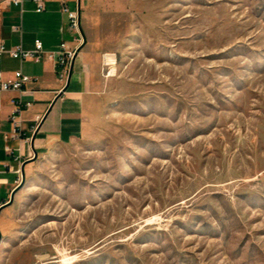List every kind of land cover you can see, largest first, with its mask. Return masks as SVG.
I'll return each instance as SVG.
<instances>
[{
	"label": "rangeland",
	"instance_id": "374dc122",
	"mask_svg": "<svg viewBox=\"0 0 264 264\" xmlns=\"http://www.w3.org/2000/svg\"><path fill=\"white\" fill-rule=\"evenodd\" d=\"M76 1L100 91L19 172L18 263L264 264V0Z\"/></svg>",
	"mask_w": 264,
	"mask_h": 264
},
{
	"label": "crops",
	"instance_id": "0c3cea01",
	"mask_svg": "<svg viewBox=\"0 0 264 264\" xmlns=\"http://www.w3.org/2000/svg\"><path fill=\"white\" fill-rule=\"evenodd\" d=\"M71 9L77 8L76 0H64ZM20 30L16 31L15 28ZM78 34L71 30L68 17L62 12L59 0H47V10L38 14L30 0L23 11L9 0H0V41L9 47L22 44L25 50H33L40 39L47 52H54L62 42L71 49L78 48L73 71L68 84L59 80L55 63L44 59L40 63L18 60L5 56L0 60V73L5 79L22 72L33 78L25 93L0 94V264H19L14 251L9 249L10 229L13 224L11 199L19 186V173L25 172L51 143L77 137L85 128L86 107L99 93L100 55L87 42L79 44ZM20 98L32 104L21 115L23 129L28 137L31 127L37 130L29 141L6 139L13 135L9 122L13 110L11 100ZM10 148L13 154L7 152Z\"/></svg>",
	"mask_w": 264,
	"mask_h": 264
},
{
	"label": "built area",
	"instance_id": "2783aa9c",
	"mask_svg": "<svg viewBox=\"0 0 264 264\" xmlns=\"http://www.w3.org/2000/svg\"><path fill=\"white\" fill-rule=\"evenodd\" d=\"M62 4V12L65 13L69 20V25L72 31L78 34L76 41L81 45L84 43V38L81 33V13L79 12V4L77 2V8L71 9L69 4L64 0H59ZM11 4L16 7L21 8L23 11L26 0H9ZM34 6V12L41 14L47 10V0H30ZM16 31H19L20 28L16 27ZM78 48L71 49L68 47L66 42H62L59 45V48L54 52H47L44 49V44L40 39L35 40L33 50H25L22 44H19L15 47H9L3 41H0V60L5 56H9L12 59L18 60L21 63L32 60L36 63L42 62L44 59H51L55 63L56 74L60 81L65 84H68L72 71L74 62L77 57ZM104 60L107 62L109 58L106 56ZM34 82V79L25 75L22 70H19L14 73V76L9 79H5L0 73V94L2 93H25L26 87ZM11 106L13 110L9 117V122L13 129L12 136H6V139H18L20 141H29L32 139V136L35 134L37 128L31 127L29 132L31 136L28 137L25 130L23 129V123L21 120V115L24 111L31 109L32 104L30 102L23 101L20 98H14L11 100ZM7 152L13 154V151L10 148H6ZM20 171H18L19 173Z\"/></svg>",
	"mask_w": 264,
	"mask_h": 264
},
{
	"label": "bare ground",
	"instance_id": "6f19581e",
	"mask_svg": "<svg viewBox=\"0 0 264 264\" xmlns=\"http://www.w3.org/2000/svg\"><path fill=\"white\" fill-rule=\"evenodd\" d=\"M110 59H111V58H110ZM108 61H109V60H107V62H108ZM107 62H106L107 65H112L110 62H108V63H107Z\"/></svg>",
	"mask_w": 264,
	"mask_h": 264
},
{
	"label": "water",
	"instance_id": "95a60500",
	"mask_svg": "<svg viewBox=\"0 0 264 264\" xmlns=\"http://www.w3.org/2000/svg\"><path fill=\"white\" fill-rule=\"evenodd\" d=\"M79 12H81L80 6H79ZM12 199H13V197H12ZM12 199H11V200H12Z\"/></svg>",
	"mask_w": 264,
	"mask_h": 264
}]
</instances>
